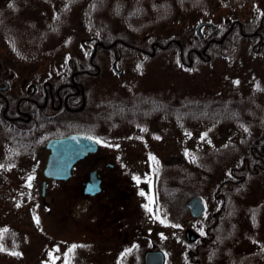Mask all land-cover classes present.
Masks as SVG:
<instances>
[{
	"label": "flooded vegetation",
	"instance_id": "flooded-vegetation-1",
	"mask_svg": "<svg viewBox=\"0 0 264 264\" xmlns=\"http://www.w3.org/2000/svg\"><path fill=\"white\" fill-rule=\"evenodd\" d=\"M156 1L165 8L168 6V12L175 7L168 0ZM176 1V6L181 8H177L178 13L183 16L178 18H184L186 24L189 16L200 12L206 17H216V14L204 13L203 9H191L190 3L184 2L189 0ZM198 1V7L203 8L206 1L203 4L202 0ZM195 10L198 11L193 13ZM203 22L212 25L201 29L200 38L205 44L201 50L194 48L185 56L182 49L178 50L175 61L180 68L191 69L198 62L211 63L227 34L244 33L240 21H228L226 27L216 20L199 23ZM176 23L180 30L181 23ZM85 43L87 46L83 48L90 49L86 66L81 58L69 57L64 67L51 69L55 72L51 74L42 68L20 70V65L17 67L0 57V258L3 261L0 264L17 261L23 264H110L111 242L130 237L134 240L117 253L116 264H145L149 251H161L164 264H264V102L234 108L243 121L220 125L221 130H231L236 136L221 133L216 153L207 158L234 162L233 166L241 168L230 170L231 179L226 178L229 172L224 177L223 171L215 172L209 186L207 179L202 178L198 195L204 211L198 218H193L187 208L190 198L185 197L183 187H177L183 201L171 202L167 208L160 203L165 187L158 184L157 163L166 159L158 153L146 154L145 161L154 162L151 179L144 182V191L151 190L154 196L147 206L151 225L148 237L143 232L147 225L143 228L137 224L138 207L126 218L121 217L125 205L110 202L112 196L106 176L108 172L112 175L116 172L112 147H119L123 142L142 148L155 142L161 144L165 134H174L175 127L191 124L188 120L177 121L176 116L185 115L184 107L192 99L190 95H175L180 93L172 89L143 88L121 97L100 89L96 91L92 78L99 77L105 69L109 70L107 76L111 72L120 76L126 71L125 67L119 68L120 64L154 58L170 46L152 43L150 48H135L141 58H124L114 50L112 63L105 68V63L99 58L95 60V55L98 49L109 52L110 47L92 43L89 38L83 40ZM178 45L180 49L181 43ZM240 98L246 100L244 96ZM71 134L90 138L96 142L97 150L78 160L68 179L46 178L44 168L25 170L26 180L20 188L24 199H18L16 206L14 165L35 160H44L46 164L51 153L49 142ZM173 158L171 156L170 160ZM38 173L41 179L36 184ZM93 174L100 181L101 190L96 194L86 192ZM141 184L140 181L138 185ZM159 205L163 213L166 212L162 217H158ZM24 207L32 208V218L24 220L29 225L21 231L15 227V209ZM139 216L140 220L144 219L143 213ZM158 223L163 227L161 231ZM187 230L194 232L193 240L187 238ZM230 232L239 235L234 243L227 240ZM143 242L148 243L146 247ZM40 246H44V251L36 250Z\"/></svg>",
	"mask_w": 264,
	"mask_h": 264
},
{
	"label": "rangeland",
	"instance_id": "rangeland-1",
	"mask_svg": "<svg viewBox=\"0 0 264 264\" xmlns=\"http://www.w3.org/2000/svg\"><path fill=\"white\" fill-rule=\"evenodd\" d=\"M124 1L125 0H109L110 4L111 2L114 4L116 2L121 4ZM168 1H171L169 3L175 6L171 10L172 12L168 14L174 17L171 20H173L175 23H181V28L179 30L172 26L166 30L165 34H163L164 36H169L174 32H178V34L182 36V32L184 31H187L189 33L188 35H190L191 32L195 33V27L201 21L211 18L220 23H225L227 20L226 18L232 15L234 16V14L235 17L240 18V21L246 23L249 26L253 23H256L259 18V14L264 12V0H242L240 2H235V0H206L204 7L199 8V10L203 9L202 11H204V13H208V15L216 14V17L203 16L202 12L193 14L198 11L195 10L192 11L193 13L191 14L193 15H191V17L189 16L190 13L187 14V17H189L187 18L186 24L184 22V18H178L183 16L179 15L178 13L177 8L179 7L176 6L178 4L177 1ZM232 2H234V4H232ZM49 5L51 7L52 3ZM54 5H56V3L53 4L52 8L55 7ZM66 9L68 8L66 7L65 10ZM62 10L64 9L62 8ZM160 10L165 11L163 5L160 7ZM237 11L238 14L235 13ZM85 12L86 7H80V9L78 8L76 11L70 14V18L72 20L73 17L76 18L75 15L77 13H79L80 17H82ZM38 13V15H47L48 13L52 12L50 8L46 13H41L40 11ZM82 21L83 19L77 20L76 22L71 21L69 27L65 29L63 35L60 37H55L48 44V50L52 51V48L61 47L66 51L65 54L67 56H73V54L81 53L85 57L86 54L90 52V49L87 48L85 50L83 46H87V44H83L81 41L87 39V36H92L94 32L87 30V28L85 31L80 25V22ZM106 22L108 25H113L116 27L121 25V22L118 23L117 19L115 18H108ZM202 33L204 34V31ZM186 35L187 34H184V36ZM3 36L4 35H0V56L6 61V58H17V62L19 60L26 61L22 55L18 54L20 52L17 49L15 51V47H18V45L16 46L14 43H10L12 40ZM145 43H149L148 38L145 39ZM89 46L92 45L90 44ZM243 47L244 48L239 49L230 58L220 57L213 60V62L209 64L200 63L193 66L191 69L184 67V69L182 67L181 69L177 65V62L175 61L177 58V50L173 48V50L158 52V54H156L155 57L151 59L148 58L144 61L138 60L137 62L132 61L120 64L121 66H119V68H126V71H124V73L120 76L114 75L112 72L110 73V76H107L109 70L105 69L99 77L92 78V82L95 83L93 86L95 87L96 91L99 89L104 90L103 92H109L111 93H108L109 95L118 97H121V95L125 94L126 92H134L144 88L157 90L172 89L174 90V93H180L175 95H190L191 99L194 100L199 98H202V100H211L216 98H239L241 95L254 92L256 99L258 101L260 100L264 102V56L250 53L249 49H246L248 47V43H245ZM7 49L9 50L5 51ZM98 51L100 53L99 60L105 63V68H108L112 63L113 52L104 51L103 49ZM60 52L61 51H58L57 55L52 57L45 55L43 56L42 54L37 53L34 54V57L32 55V58L28 57L27 60L28 62L30 61L32 63L31 65L33 69H39V63H41L46 58L50 59L48 61H52L51 59H55V57H57ZM66 58L63 60L60 57V64L58 66L64 67L63 64H66ZM54 64L56 65V62H54ZM55 65L50 66V63L46 62L42 68L48 72V70L53 69ZM7 67L15 69L14 66L10 65H7ZM18 69H25V65H20ZM144 77L147 79H144ZM262 102L260 103L263 104ZM199 109L202 110L200 107ZM210 127V124L202 123L190 124L188 127H175L174 134H165L166 136L164 140L160 141L161 144L155 142L152 145H144V148L140 147V145H131L134 143L128 144L125 142L121 143V145L118 144L120 145L119 147H112V151L115 150L113 153L115 155V159L112 160V162L116 166V172H114V175L108 172L106 179L110 185L109 194L112 196L110 202H122L121 204H124L126 207V210L122 212L121 217L128 218L131 216L130 213H133L135 210V207H138L139 213L136 217L137 224L143 225V228H145L147 225V228L143 229V232L144 235L146 234L148 237H150L151 233L149 230L151 225L149 223L150 219L148 218L150 214L147 210V206L151 204V198H154V196L152 195L151 190H149V193L148 191H144V182L145 180L149 181L151 179L154 162L145 161L146 154H161L162 157L166 159L165 161H160L161 163H169L173 166L174 164L177 165L178 163L185 164V162L190 159L191 161L196 160V158H192V155L194 154L198 155V157L199 154H201L200 157L202 158V154L217 149L219 144L218 139L220 138L221 133H231L234 138L236 136V133H232L231 130H221L220 126L211 128V131H209ZM114 143L119 142L115 141ZM171 156H174L173 161L170 160ZM177 159L179 161H177ZM33 162L34 163H28V161L17 162L12 169L15 171L14 176L16 179V181L13 183V186H15L13 191L15 193L16 206L18 204V199H24L23 189H20L22 186H24V180H26L24 179V174H26L24 171L30 169L39 171L44 168V160H35ZM187 164L189 165L188 162ZM83 167L84 166L82 165L79 168L82 169ZM39 173L36 184L39 182V179H41V177H39ZM174 175H176L174 185L175 187H178L176 184L182 179L181 176L183 173L177 172L174 173ZM140 181L142 184L138 185ZM198 191L201 192L200 189ZM16 209L15 221L17 225L15 224V227H18V229L21 231H25L27 225L29 224H25L24 220L26 218H32V208L27 209L24 207L22 209ZM228 212L230 213V211ZM141 213L144 214L143 220H140L141 217L139 215H141ZM172 213H174V210ZM113 217H115V215H113ZM158 217H162V215H158ZM58 220L59 217L56 220L57 223ZM158 226L161 231L163 228L162 225L158 223ZM231 238L232 237H228L227 240H230ZM133 240L134 238L130 237L128 240L124 239L120 242H111V255L109 258L110 264H116L117 253L123 247L128 246ZM48 243L52 244L54 242ZM147 244L143 242V247H146ZM36 250H38V252H42L44 251V246L37 247ZM0 262H3L1 258ZM15 264L23 263L21 261H17Z\"/></svg>",
	"mask_w": 264,
	"mask_h": 264
},
{
	"label": "trees",
	"instance_id": "trees-1",
	"mask_svg": "<svg viewBox=\"0 0 264 264\" xmlns=\"http://www.w3.org/2000/svg\"><path fill=\"white\" fill-rule=\"evenodd\" d=\"M205 1L206 0H202V4ZM240 1L242 0H235V2ZM184 2L190 3L191 9L200 8L198 7L200 6L198 0ZM51 3L52 5L50 7L49 4ZM55 3V7L52 8ZM232 4H234V2H232ZM162 5L163 3L161 4L156 0H125L121 4L117 2L115 4L111 2L110 4L109 0H0V35H4L3 37L13 41H10V43H14L16 46L18 45V47H15V51L17 49L21 53L18 54L22 55L26 61L19 60L17 62V58L6 59L15 65L24 64L26 68H32V63L27 60L28 57L32 58V55L34 57V54L37 53L42 54L43 56L52 57L56 56L58 51H61L55 59H51L52 61H48L50 59L46 58L39 63V68H42L46 62L50 63V66L55 65L54 62H56L54 67L56 68L60 64V57L63 60L66 57H74L77 60L81 58L83 60L82 64L84 62L83 65L86 66L89 53H87L85 57L84 55L77 56V54L67 56L65 54L66 51L61 47L52 48V51L48 50V44L55 37L63 35L71 21L76 22L80 19H83V21L80 22V25L85 31L87 28V30L94 32L92 36H87L91 39L92 43H102L103 46H109L110 52L117 50L119 51L118 53H122L124 58L141 57V54L137 53L135 48H150L152 43L168 45L170 46L169 50H173V48L177 51L182 49L184 56L194 48L201 50L202 44H205V41L198 38L194 32H191L190 35H188L189 33L184 31L182 32V36L179 35L178 32L171 33L169 36L163 35L168 28L174 26L175 29H178L179 26L171 20L172 18L168 14L170 13L168 12L170 10L168 6L167 8L164 7L165 11L160 10ZM66 7L68 9L65 10ZM80 7H86L85 14L80 17L79 13H77L75 15L76 18L73 17L72 20L70 14L78 8L80 9ZM50 8L52 13L38 15L39 11L41 13H46ZM62 8L64 10H62ZM235 13L238 14V11ZM108 18L117 19V22H121V25H118L117 27L108 25L106 22ZM226 19V22L240 21L239 17H235V14ZM225 23H221V26L226 27L228 23ZM231 24L229 26H231ZM243 30L244 33L237 31L226 35L223 40L224 42L222 41L223 43L218 45L217 53L213 57L212 62L220 57H232L239 49L244 48L243 45L245 43H248L246 49H249L250 53L264 56V12L259 14L256 23L249 26L246 23H243ZM184 34L187 35L184 36ZM147 38L149 40L148 44L145 43V39ZM81 43H83V41H81ZM180 43L181 48L179 49L178 44ZM8 50L9 49L5 51ZM208 50H210V48ZM255 50H259V52H256ZM193 53L192 56L196 57ZM99 56L100 53L98 51L95 55V60H97ZM198 64H200V62H198ZM63 65L65 66V63ZM47 73L51 74L55 72L54 70L49 69ZM241 96L246 97L243 98L246 100H242L240 98ZM241 96L239 98H216L211 100L192 99L190 103L187 101L186 107H184V111H186L185 115L176 116V120H188L191 124H210L211 127L209 128V131H211V128L224 125L226 122H242L243 119L238 116V112H236L234 108L248 106V104L250 106L262 104L258 103L254 92ZM199 107L202 108V110H200ZM99 113L100 116H103L102 110H100ZM247 115L249 116L250 114ZM100 120L102 119L100 118ZM215 150L202 154V158L200 157L201 154H199V157L194 154L192 155V158H196V160L191 161L190 159L186 161L185 164L178 163L173 166L169 163H157L158 170L156 173L158 174L156 176L159 180L158 184L165 187V191L162 195L163 199L160 200V203L165 208H167V205L171 202L183 201V197H181L182 192H179L175 185L172 186L176 179L174 173H183L181 176L182 179L177 182L176 186L183 187L185 189V197H188L187 199H189L200 193L198 190L202 185V178L207 179V186H209L211 185L209 180L214 179L216 175L215 172L219 170L223 171V177L229 172L226 178L231 179L233 175L230 173V170H238L241 168L240 165L233 166L236 164L234 162L225 160L216 161L207 158V155L216 153ZM162 205H159L158 208L160 216H164L166 213H163ZM230 218L231 216L228 215L227 219ZM229 237H232L230 241L231 243H234L235 239L239 238V235H237V233L233 235L230 232Z\"/></svg>",
	"mask_w": 264,
	"mask_h": 264
},
{
	"label": "water",
	"instance_id": "water-1",
	"mask_svg": "<svg viewBox=\"0 0 264 264\" xmlns=\"http://www.w3.org/2000/svg\"><path fill=\"white\" fill-rule=\"evenodd\" d=\"M205 24H199L196 32L199 34L200 29ZM48 148L51 150L47 164L44 169L46 178L53 179H68L71 174L73 165L82 159L88 152H95L97 144L90 138L80 135L71 134L65 138L54 139L49 142ZM45 183L43 184V192H45ZM86 192L96 194L100 192V181L92 176V182L87 186ZM187 207L190 209L192 216L198 217L204 207L200 197H194L187 202ZM187 238L193 240L195 234L188 230ZM145 264H164V256L162 252L149 251L145 255Z\"/></svg>",
	"mask_w": 264,
	"mask_h": 264
},
{
	"label": "snow or ice",
	"instance_id": "snow-or-ice-1",
	"mask_svg": "<svg viewBox=\"0 0 264 264\" xmlns=\"http://www.w3.org/2000/svg\"><path fill=\"white\" fill-rule=\"evenodd\" d=\"M11 6V5H10Z\"/></svg>",
	"mask_w": 264,
	"mask_h": 264
}]
</instances>
